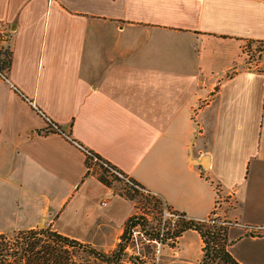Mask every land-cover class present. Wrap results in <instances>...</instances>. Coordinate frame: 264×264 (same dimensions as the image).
Masks as SVG:
<instances>
[{
	"label": "crops",
	"instance_id": "obj_1",
	"mask_svg": "<svg viewBox=\"0 0 264 264\" xmlns=\"http://www.w3.org/2000/svg\"><path fill=\"white\" fill-rule=\"evenodd\" d=\"M0 22V234L43 224L113 251L137 208L86 173V149L188 219L222 201L230 253L264 264V60L242 54L264 0H0ZM201 248L187 230L157 264Z\"/></svg>",
	"mask_w": 264,
	"mask_h": 264
},
{
	"label": "trees",
	"instance_id": "obj_2",
	"mask_svg": "<svg viewBox=\"0 0 264 264\" xmlns=\"http://www.w3.org/2000/svg\"><path fill=\"white\" fill-rule=\"evenodd\" d=\"M10 33L5 27V37L1 38L0 35V76H6L11 66ZM257 50H261V47ZM90 153L92 155L85 157L86 173H91L103 185L129 200L133 201L135 197L141 195L138 190V188L143 189L141 185L128 178L113 164L92 151ZM136 217L144 220L141 215L136 214L128 218L120 241L109 253L99 251L90 244L64 236L48 227L19 230L10 234L2 233L0 234V264H85L81 261L82 254L105 264H112L121 256L126 235L130 227L134 225ZM214 219L220 220L215 210L203 220L181 219L176 228L167 235L175 238L187 230L196 231L202 240L200 264H241L229 251V246L232 244L228 234L229 221L223 220L226 224L210 222Z\"/></svg>",
	"mask_w": 264,
	"mask_h": 264
},
{
	"label": "built area",
	"instance_id": "obj_3",
	"mask_svg": "<svg viewBox=\"0 0 264 264\" xmlns=\"http://www.w3.org/2000/svg\"><path fill=\"white\" fill-rule=\"evenodd\" d=\"M4 25L0 22V35L1 38L5 37L4 34ZM262 46H264V41H261ZM247 45L243 46L242 54L244 56L246 66L257 68L260 63V55L263 54V50H257L254 48H247ZM48 125L53 128L58 127L54 125L51 121L46 118ZM85 154L90 156L92 155L90 151L83 149ZM142 191L150 193L146 189L140 188ZM151 194V193H150ZM163 209L161 213V221L155 229L148 227L144 220L139 217H136L134 225L130 227L125 239V245L123 253H129L132 256H136L141 259L151 257L155 263L160 259L161 251L164 247H168L174 244L177 237L172 238L168 236L167 233H171L173 229L176 228L178 222L181 219H188L181 212L170 209L165 203H163ZM137 215V213H136ZM139 216V215H137ZM212 223H221L226 224L223 220L214 219L210 221ZM230 224V223H229ZM251 230H261L263 227H252ZM151 254V255H150ZM150 255V256H149Z\"/></svg>",
	"mask_w": 264,
	"mask_h": 264
},
{
	"label": "rangeland",
	"instance_id": "obj_4",
	"mask_svg": "<svg viewBox=\"0 0 264 264\" xmlns=\"http://www.w3.org/2000/svg\"><path fill=\"white\" fill-rule=\"evenodd\" d=\"M245 45H247L246 46L247 48L257 49L258 47L259 48L261 47V49H263L261 42L255 43L253 45L244 44V46ZM263 60H264V50H263V54L260 55V61H263ZM124 180H126V179L124 178ZM138 190H139V193H141V195H139L133 199V201L135 202L136 208H137V215H141L143 217V219L145 220V223L148 227L155 229L158 226L159 222L161 221L160 219H161V213H162V209H163L162 201L160 199H158L156 196H154L148 192H145L144 190L142 191L140 188H138ZM219 204L221 205V207ZM219 204L216 205V213H217V215L218 214L222 215V214H224L225 208H228V207L222 206V204H223L222 201H219ZM229 211L231 213L235 212L234 210H232V207L229 208ZM188 239L191 240V242H192V239H190L189 237H188ZM81 261L85 264H105V263L101 262L100 260L93 259L92 257H88L84 254H82ZM154 263H155V261L151 257L141 259V258H138L136 256L134 257L127 252L126 253L122 252L119 259L112 262V264H154Z\"/></svg>",
	"mask_w": 264,
	"mask_h": 264
},
{
	"label": "water",
	"instance_id": "obj_5",
	"mask_svg": "<svg viewBox=\"0 0 264 264\" xmlns=\"http://www.w3.org/2000/svg\"><path fill=\"white\" fill-rule=\"evenodd\" d=\"M42 226H43V224L40 225V227H42Z\"/></svg>",
	"mask_w": 264,
	"mask_h": 264
}]
</instances>
